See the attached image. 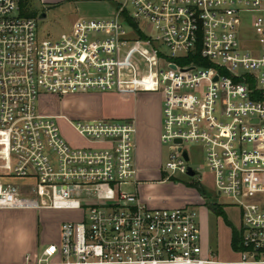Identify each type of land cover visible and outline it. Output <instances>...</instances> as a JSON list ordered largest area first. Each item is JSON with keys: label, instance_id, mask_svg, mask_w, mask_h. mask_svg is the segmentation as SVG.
<instances>
[{"label": "built area", "instance_id": "2783aa9c", "mask_svg": "<svg viewBox=\"0 0 264 264\" xmlns=\"http://www.w3.org/2000/svg\"><path fill=\"white\" fill-rule=\"evenodd\" d=\"M114 1L110 16L43 39L20 0H0V211L69 213L25 264H264V0ZM87 92L161 96L164 180L201 183L190 148L205 149L239 211L235 259L205 247L194 209L140 198L135 120L67 118L75 146L66 117L43 111L44 97Z\"/></svg>", "mask_w": 264, "mask_h": 264}, {"label": "rangeland", "instance_id": "374dc122", "mask_svg": "<svg viewBox=\"0 0 264 264\" xmlns=\"http://www.w3.org/2000/svg\"><path fill=\"white\" fill-rule=\"evenodd\" d=\"M31 4L36 11L34 18L37 20V32L43 39L58 36L70 30L80 18L110 16L114 13L116 5L114 0H31ZM43 14L46 17L41 18ZM141 25L147 33L154 32L149 23L144 22ZM41 103L43 108L66 117L57 119V124L62 136L76 146L84 145L85 140L78 135L67 118L72 121H76V119L93 120L91 117H94V110L102 107L107 114L104 119L122 121L131 116V114H122L134 106V111L136 110L140 116L144 119L150 116L154 121L156 110L161 109V96L157 93L143 92L138 95L129 94L124 98L118 92H87L47 96ZM148 125L144 124L143 136L139 142L137 141L139 171L146 172L140 178L138 195L145 202H176L179 206L186 205L194 209L215 254L222 260L235 259V255L232 253V233L229 229L231 227H228L222 217L217 216L208 204L215 203L221 206L234 226L240 223L239 211L229 205L231 201L227 197L218 195L207 165L205 149L197 144H192L190 151L191 164L202 168L203 177L200 185L206 190V197L200 193L198 182L185 175L178 176L176 180L159 181V179L165 178L162 167H164L168 151L167 147L158 140L161 121L159 125L156 121L152 122L150 128ZM26 181L21 178L15 179L17 183ZM129 188L134 189L135 187L129 186ZM143 195L146 197L145 199H143ZM66 214H49L46 220L38 215L36 218L37 227L41 230L45 225H48L50 231L53 232V227ZM67 216L69 215H66L65 218ZM30 220L34 221V218L23 216L14 222L11 221L12 230L23 232V229L26 230L29 227ZM19 241L17 242L18 248L22 245V242L19 243Z\"/></svg>", "mask_w": 264, "mask_h": 264}, {"label": "crops", "instance_id": "0c3cea01", "mask_svg": "<svg viewBox=\"0 0 264 264\" xmlns=\"http://www.w3.org/2000/svg\"><path fill=\"white\" fill-rule=\"evenodd\" d=\"M124 98L129 95V93H119ZM43 107V106H42ZM160 116V121L162 125V112L161 109H157ZM43 111L50 114H57L55 112H52L51 110H48L47 108H43ZM131 114V116H128L127 119L135 120L137 125V141L139 142V139L143 136V130H144V124H149V128L152 125V117H147V119H144L142 116H140L136 110L134 111V106L130 109L126 110L125 114L122 115H128ZM94 117H91L93 119H104L107 116L106 111L101 108L94 110ZM150 122V123H149ZM141 126V127H140ZM147 126V127H148ZM160 134H161V126H160V132L158 136V140L160 141ZM161 143V142H160ZM138 143H137V166L138 165ZM163 173V170H162ZM146 172L139 171V180L140 178L145 175ZM164 174V173H163ZM159 181L163 182L165 181L164 178L159 179ZM143 199L146 197L143 195ZM147 204L153 207H179V205L176 202H159V201H147ZM38 213V214H37ZM54 213H62L66 215H69L67 211H59V210H1L0 211V264H25L28 259L31 260V262H36L38 260V257L40 256L43 248L47 246L50 243H57L60 238V226L62 221L69 218V216L66 217L63 216V218L60 219V221L53 227V232L50 231V228L48 225H45L41 230L37 227L36 218L39 215L43 220H46V218L49 216V214ZM23 216H29L33 217L34 221H29V227L24 230L23 232H16L13 231V226L10 223L11 221H16ZM223 219V218H222ZM8 221V222H7ZM45 222V221H44ZM17 226V225H16ZM229 227V226H228ZM203 229V228H202ZM230 232L232 233L231 228ZM203 237H204V244L205 247L212 248L210 245V242L208 241V235L204 233L203 231ZM22 242V245L17 246L18 241ZM19 241V243H20ZM232 245V242H231ZM232 253H234L233 247H232Z\"/></svg>", "mask_w": 264, "mask_h": 264}, {"label": "trees", "instance_id": "16d2710c", "mask_svg": "<svg viewBox=\"0 0 264 264\" xmlns=\"http://www.w3.org/2000/svg\"><path fill=\"white\" fill-rule=\"evenodd\" d=\"M20 9L24 16L27 17H35L36 11L32 8L31 0H20ZM191 186L195 187V185L190 184ZM198 187L200 188V193L207 196L206 190L200 183H198ZM209 208L217 215L223 218L225 224L232 229V247L233 249H239V229L237 226H234L232 222L229 220L226 212L223 210L221 206L215 203L208 204Z\"/></svg>", "mask_w": 264, "mask_h": 264}, {"label": "water", "instance_id": "95a60500", "mask_svg": "<svg viewBox=\"0 0 264 264\" xmlns=\"http://www.w3.org/2000/svg\"><path fill=\"white\" fill-rule=\"evenodd\" d=\"M44 17H46L45 14H43V15L41 16V18H44ZM185 157H186V159H188V155H187V153H185ZM188 172H189V175H191V176L195 175V172H194L190 167L188 168Z\"/></svg>", "mask_w": 264, "mask_h": 264}, {"label": "flooded vegetation", "instance_id": "af4514ba", "mask_svg": "<svg viewBox=\"0 0 264 264\" xmlns=\"http://www.w3.org/2000/svg\"><path fill=\"white\" fill-rule=\"evenodd\" d=\"M155 118H154V121H156L157 123H158V125H159V122H160V116H159V112H158V110H156V112H155V116H154ZM157 125V126H158ZM238 226V225H237Z\"/></svg>", "mask_w": 264, "mask_h": 264}]
</instances>
